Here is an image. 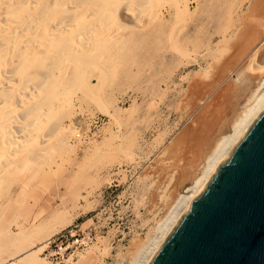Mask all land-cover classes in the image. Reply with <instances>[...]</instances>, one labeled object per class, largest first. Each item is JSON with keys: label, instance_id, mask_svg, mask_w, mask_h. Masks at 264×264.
I'll return each instance as SVG.
<instances>
[{"label": "rangeland", "instance_id": "1", "mask_svg": "<svg viewBox=\"0 0 264 264\" xmlns=\"http://www.w3.org/2000/svg\"><path fill=\"white\" fill-rule=\"evenodd\" d=\"M108 2L47 118L61 143L0 178V264L141 260L264 79V0Z\"/></svg>", "mask_w": 264, "mask_h": 264}, {"label": "bare ground", "instance_id": "2", "mask_svg": "<svg viewBox=\"0 0 264 264\" xmlns=\"http://www.w3.org/2000/svg\"><path fill=\"white\" fill-rule=\"evenodd\" d=\"M108 1L112 0H0V178L11 173L19 156L27 157L31 146L40 151L47 145L61 143V133L57 131L61 127L53 130L57 121L51 126L47 118L70 96L62 84L74 80L77 60L80 58L81 62L83 56L92 52L91 36L104 31L102 26L111 13L105 8ZM116 1L119 6L125 0ZM258 69L263 72L264 66ZM257 88L231 125V133L215 143L201 176L182 189L179 202L160 225V237L154 239L153 246L140 252L141 260H134L133 264L148 263L192 198L263 110L264 79ZM47 123L52 127L49 135L45 131ZM65 131L66 135L75 136L70 127ZM30 161H24L25 166ZM25 166L20 164V169ZM61 230L52 228L38 244L50 241ZM31 249L30 253L36 256L37 250Z\"/></svg>", "mask_w": 264, "mask_h": 264}, {"label": "water", "instance_id": "3", "mask_svg": "<svg viewBox=\"0 0 264 264\" xmlns=\"http://www.w3.org/2000/svg\"><path fill=\"white\" fill-rule=\"evenodd\" d=\"M147 264H264V108Z\"/></svg>", "mask_w": 264, "mask_h": 264}, {"label": "built area", "instance_id": "4", "mask_svg": "<svg viewBox=\"0 0 264 264\" xmlns=\"http://www.w3.org/2000/svg\"><path fill=\"white\" fill-rule=\"evenodd\" d=\"M60 233V232H59ZM65 238V234H63L62 232L60 234H58V236L55 238V240L52 241V245L55 241H58V245H56L54 243V247L57 248V250L59 251L61 249V246L63 245L62 242H63V239ZM51 248V246H50ZM56 251L55 250H52L50 251L49 254L53 255V254H56L55 253Z\"/></svg>", "mask_w": 264, "mask_h": 264}]
</instances>
